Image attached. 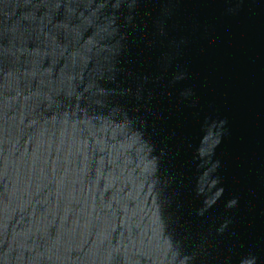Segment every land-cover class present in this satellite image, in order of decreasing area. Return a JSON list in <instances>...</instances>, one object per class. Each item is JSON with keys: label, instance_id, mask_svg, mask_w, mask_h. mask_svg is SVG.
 <instances>
[{"label": "water", "instance_id": "obj_1", "mask_svg": "<svg viewBox=\"0 0 264 264\" xmlns=\"http://www.w3.org/2000/svg\"><path fill=\"white\" fill-rule=\"evenodd\" d=\"M0 264H264V0H0Z\"/></svg>", "mask_w": 264, "mask_h": 264}]
</instances>
